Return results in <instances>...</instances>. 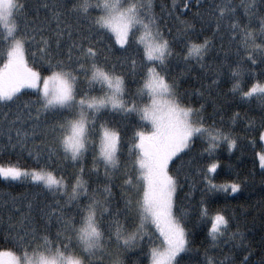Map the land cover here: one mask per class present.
<instances>
[{
  "label": "snow or ice",
  "instance_id": "1",
  "mask_svg": "<svg viewBox=\"0 0 264 264\" xmlns=\"http://www.w3.org/2000/svg\"><path fill=\"white\" fill-rule=\"evenodd\" d=\"M25 2L0 0V27L5 30L0 37L5 53L0 105L20 101L22 89L34 92L16 103L14 119L7 120L8 112L2 114L8 126L0 127V134L7 135L11 149L24 148L31 139L41 150L31 167L0 163V178L30 179L60 199L40 210L41 218L48 220L45 227L38 228L31 220L25 227L28 218L22 213L19 223L0 229V264H123V252L132 247L140 250L147 264H181L189 240L183 216L174 211L179 177L170 174L171 162L197 140L206 143L202 152L209 156L221 142L231 151L236 140L214 120L208 123L202 106L183 101L177 79L168 75L169 61L176 56L211 69L212 84L227 68L233 95L264 101V0H240L242 17L232 0H215L212 36L193 35L194 26L180 21L183 28L171 39L152 0H40L37 16L40 8L48 15L39 24L28 17ZM182 5L181 10L187 9L189 0H182ZM254 22L258 27L251 26ZM65 37L67 44L62 43ZM217 37L221 40L217 52L223 48L237 60L205 64ZM105 39L108 43L101 47ZM173 41L180 43L182 52L174 51ZM113 50L122 55L113 58ZM25 121L27 128L21 126ZM260 140L264 141V131ZM89 152L90 173L99 174L103 165L108 179L103 186L92 176L85 179ZM256 156L264 168V151ZM217 167L212 160L204 170L205 192L229 188L236 192L241 187L237 182H214L209 174ZM117 173L119 207L110 186ZM198 219L213 242L242 235L238 228L229 231L231 218L223 209L210 210L204 196ZM129 222L131 230L125 228ZM144 237L151 243L146 244ZM207 264H213L212 257Z\"/></svg>",
  "mask_w": 264,
  "mask_h": 264
},
{
  "label": "trees",
  "instance_id": "2",
  "mask_svg": "<svg viewBox=\"0 0 264 264\" xmlns=\"http://www.w3.org/2000/svg\"><path fill=\"white\" fill-rule=\"evenodd\" d=\"M39 2L40 0L25 2L28 17H35L38 24L48 15L45 9L40 8L37 16L36 6ZM232 2L237 6V15L242 17L243 9L240 0H232ZM175 3L176 7L173 10V0H152L153 11L159 18L163 31L170 33L168 39L177 35V29L183 28L180 21L190 22L194 26L193 35L201 33L205 36L213 35L215 21L211 16V8L215 0H199V4L197 0H189L188 8L185 10H181L182 0H175ZM251 26L258 27V23L254 22ZM4 31L3 27H0V37H3ZM220 32H224L223 27ZM68 42L67 37L62 41L63 44ZM107 43L105 39L101 47ZM223 43L224 47H227V36L224 37ZM220 44L221 40L217 37L211 54L205 60L206 65L209 61L215 66L223 59L228 62L238 59L237 56L226 53L223 48L217 52V46ZM173 49L175 52H182L180 43L176 41H173ZM121 55L120 52L112 51L113 58ZM4 58L5 53L0 46V64L3 63ZM26 58L29 64L33 63L30 53ZM256 70L259 72V65ZM168 75L177 79L184 102H190L194 107L202 106V115L206 121L211 123L214 120L217 127L231 131L236 140L231 151L228 150L226 143L221 142L211 156L202 152L206 143L197 140L190 148L183 150L182 155L178 154L174 157L171 162L170 174L179 177V185L174 193V211L176 215L183 216L189 240V250L182 257L181 264H207L208 257L213 258V264H264V168H261L256 156V153L264 151L263 142L260 140V133L264 131V101L256 97L241 99L238 94L233 95L229 91L230 78L227 68L217 82L212 84L214 77L211 69L206 71L195 61L185 63L180 57L173 56L169 61ZM245 83L247 84L248 81L246 80ZM22 92L25 95L20 97V101L25 100L28 93L34 90L22 89ZM16 103L0 105V127L7 128V120L14 119ZM4 112L9 113L7 120L2 118ZM21 126L27 128L28 122L25 121ZM130 134V129L126 130L125 139ZM12 135L15 137L14 132ZM7 139L6 134H0V163L12 162L25 167L35 165L33 157L41 150L36 146L35 141L29 139L24 148L17 145L15 149H11L7 145ZM126 150L125 143V154ZM91 160L92 154L89 152L84 161L85 179L92 176L98 186L107 184L108 179L103 174L102 164L99 174L93 175L89 172ZM123 160L124 158L121 157L122 165ZM212 160H215L218 165L217 169L209 174L214 178V182L217 184L237 182L241 187L236 192L228 189L210 194L205 192L202 176L207 164ZM68 164L70 167L71 162ZM197 168L201 169L199 173ZM119 184L120 179L117 173L112 177L110 185L117 207L121 206ZM201 196H204L206 206L210 210L223 209L224 213L231 218L229 231L238 228L242 235L235 240L225 237L213 242L207 235L205 224L198 219ZM55 199H60V195L54 198L51 192L35 186L30 179L13 181L0 178V229L6 228L11 223H19L22 213L23 217L28 218L24 221L25 227L28 226L29 220L38 228L45 227L48 220L46 217L41 218L40 210L42 208L47 210V205L54 203ZM182 209L185 210L186 215L181 212ZM132 227L131 222L125 224L128 230ZM152 230L149 229V231ZM55 231L56 225L53 218L51 232L54 234ZM144 240L146 244L151 243L147 237H144ZM144 251L147 249L144 248ZM121 259L123 264H133V261H137L138 264H147V260L142 257L137 247L124 251Z\"/></svg>",
  "mask_w": 264,
  "mask_h": 264
},
{
  "label": "rangeland",
  "instance_id": "3",
  "mask_svg": "<svg viewBox=\"0 0 264 264\" xmlns=\"http://www.w3.org/2000/svg\"><path fill=\"white\" fill-rule=\"evenodd\" d=\"M263 142V145H264V141H262ZM228 190H230L231 191V189L229 188ZM232 192V191H231ZM153 228H154V226H153Z\"/></svg>",
  "mask_w": 264,
  "mask_h": 264
},
{
  "label": "clouds",
  "instance_id": "4",
  "mask_svg": "<svg viewBox=\"0 0 264 264\" xmlns=\"http://www.w3.org/2000/svg\"><path fill=\"white\" fill-rule=\"evenodd\" d=\"M33 259L35 260V257Z\"/></svg>",
  "mask_w": 264,
  "mask_h": 264
}]
</instances>
